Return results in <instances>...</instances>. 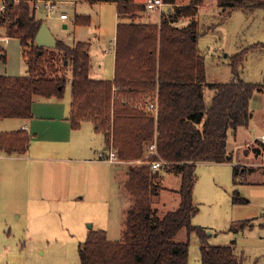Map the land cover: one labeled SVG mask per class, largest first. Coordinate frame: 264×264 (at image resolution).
I'll return each instance as SVG.
<instances>
[{"label":"trees","instance_id":"16d2710c","mask_svg":"<svg viewBox=\"0 0 264 264\" xmlns=\"http://www.w3.org/2000/svg\"><path fill=\"white\" fill-rule=\"evenodd\" d=\"M84 1L117 5L111 79L89 74V42L69 46L57 40L54 48L41 47L37 54L34 37L42 20L36 18L29 0H6L0 16V24L6 23V35L19 38L27 63L24 75L0 74V118H30L35 99L62 98L69 80L71 126L92 121L95 130L104 135L105 150L112 147L119 160L140 161L129 166L123 183L131 205L125 212L120 239L111 240L105 229L90 227L78 245L80 264H188L192 231L199 238L202 264H242L232 245L209 244L205 228L192 224L199 210L193 190L197 163L231 160L227 131L247 126L253 115L252 94L255 90L264 94V83L245 81L239 75L246 52L253 46L231 56V80L210 82L204 56L197 48L199 31L193 19L196 4L202 0L188 5L163 0L172 6L163 10L158 23L137 20L144 5L136 0ZM216 2L221 8L264 10V0ZM180 17L191 20L178 26ZM89 22V17L81 15L74 20L78 25ZM0 57L6 59L1 46ZM205 89L212 93L210 100L205 99ZM150 104L156 108L149 109ZM151 143L155 154L149 150ZM28 144L29 136L23 130L0 133V151L9 155L25 153ZM155 160L162 161L157 169L151 168ZM238 169L233 166L236 183ZM165 171L180 176L179 202L161 215L152 199L163 188ZM246 201L234 189L233 202ZM181 232L187 233V239L180 238Z\"/></svg>","mask_w":264,"mask_h":264},{"label":"rangeland","instance_id":"374dc122","mask_svg":"<svg viewBox=\"0 0 264 264\" xmlns=\"http://www.w3.org/2000/svg\"><path fill=\"white\" fill-rule=\"evenodd\" d=\"M18 1L14 0L15 3ZM35 1L29 0V3L35 9L36 18L46 23L56 40L69 46L77 41L89 42L93 65L91 75L111 78L116 29L115 5L105 1L56 0L54 8L48 10L43 3H38L36 7ZM179 1L188 0H175V3ZM160 8L152 9L150 16L148 14L143 17L146 22L157 21L158 13L161 15L163 12ZM61 12L67 14L65 21L59 18ZM203 13L206 14L205 10ZM76 15L89 17L90 22L84 25L75 24ZM208 17L210 22L218 24L209 30L205 24L207 18H204L199 27L200 32L206 31L198 40V48L205 55L206 77L209 81H229L232 77L231 53L237 49L235 42L238 34L242 42H264V12L257 9L253 15L246 16L241 10H235L228 19H224L223 14L216 10ZM5 24H0V46L6 54L5 60L0 57V74L24 75L27 73V63L19 38L7 36ZM259 50L261 53L258 54ZM239 75L245 80L264 83V48H257L243 61ZM68 76L70 77L69 71ZM205 92L210 91L205 89ZM70 94L68 80L62 98L38 99L35 104L43 106L45 102H50L48 100L65 104L68 103ZM262 95L257 90L252 94L249 105L253 118L247 132L240 135L238 132L235 139L240 146L254 132H264ZM228 142L234 150V156L239 158L234 159V162L247 161L251 169L240 172L243 165H237L239 172L236 183L233 180L232 164L198 163L195 167L197 180L194 186V202L199 210L194 215L192 224L204 227L208 240L210 238L222 244H232L234 240L237 251L242 254L247 264H264V151L261 150L259 154L252 152L253 146L262 149L258 143H253L250 147L245 146V150L249 148L252 156H245L243 147L239 148L234 143L232 131ZM128 163L130 166L139 164L140 161L131 160ZM85 171L86 168L83 169L79 181L83 185L81 198H74L62 206L59 203L52 206V202H46L45 208H31L25 202L22 203V197L17 195L18 190L14 191L16 186L11 184L1 192L0 264H80L78 245L85 239L86 230L90 226L105 229L111 240L120 239L121 197L117 191L112 192L113 183L103 172L88 174ZM161 183L163 188L153 197L152 205L162 215L178 205L180 176L165 171ZM25 188L28 190L27 182ZM234 189L247 199L244 204L241 203L243 205L233 203L232 207ZM238 215L245 220L231 219ZM180 238L187 239V233L182 232ZM188 264H201L199 238L195 231L189 233Z\"/></svg>","mask_w":264,"mask_h":264},{"label":"crops","instance_id":"0c3cea01","mask_svg":"<svg viewBox=\"0 0 264 264\" xmlns=\"http://www.w3.org/2000/svg\"><path fill=\"white\" fill-rule=\"evenodd\" d=\"M58 1V0H57ZM152 0H136V3L143 4L144 10L140 12L139 18L142 22H146L144 19L148 14L150 16L152 9L147 8V3ZM192 0L177 2V5H188ZM106 2V1H105ZM116 8V25L118 22L117 17V5L115 2H112ZM172 6L170 3H165L160 9L166 10L168 7ZM196 12L193 16L194 21L199 27L203 24L204 18H207L206 25L209 30L216 26L209 19V15H212L216 10L223 14L224 19H228L235 10H241L244 15L250 16L255 13L257 9L246 10L241 8H221L217 5L216 0H202L200 3L196 4ZM156 10V9H155ZM205 10L206 14L204 15L203 11ZM264 12L263 9H260ZM145 12V15H144ZM144 17V18H143ZM67 19V18H66ZM64 19V21L66 20ZM160 20V13H158V19L152 20L153 23H158ZM191 20L190 17H180L176 25L183 26L189 23ZM149 22V20H147ZM210 22V23H209ZM116 31V29H115ZM200 32V31H199ZM206 31H201L199 36ZM238 34V32H237ZM197 39V48H198ZM115 44V42H114ZM254 44L257 46L254 47ZM239 46V47H238ZM249 48L246 52L244 61L248 58L249 55H252L257 48H264L263 41H257L253 44L242 42L239 34L238 39L235 42V47L237 49L231 53V56L241 49ZM199 52L204 56L205 55L200 51ZM224 50V49H223ZM90 52V49H89ZM261 53V50L258 51V54ZM227 54H225L226 56ZM92 63V61H91ZM114 63L115 55L113 53V62H112V76L114 74ZM93 66V65H92ZM101 67V65H100ZM92 68V67H91ZM91 70V69H90ZM232 73V71H231ZM91 75V72L89 71ZM206 74V72H205ZM94 78H97L96 75H91ZM105 78V79H111ZM233 78H230V80ZM206 80L209 81L206 77ZM245 80V79H243ZM228 81V80H227ZM252 82L250 80H245ZM213 82V81H210ZM224 82V81H222ZM262 92V91H260ZM263 94V92H262ZM212 93L205 92V99L210 100ZM71 96V94H70ZM263 96V105H264V94ZM32 103V116L30 118H20V117H3L0 118V133L10 132L14 130H23L29 136V144L27 151L23 154H12L9 155L4 151H0V194L3 192L8 185L16 186L18 197H22V203H26L27 206L45 208L49 202H52L51 205L54 206L57 203L59 205L66 204L68 201L73 200L74 198H81L80 193L83 190V185L79 182L80 176L83 173V169L86 168L85 173L92 174L98 173L99 171L103 172V175H106L108 179L113 183L112 192L117 191L118 195L121 197L122 205V221L120 228V235L124 226L125 212L126 209L131 205V197L123 189V183L127 178V167L129 166L128 161L123 160H109L106 159L107 150L105 148V140L102 132H97L94 127V123L90 120H83L79 127L73 128L71 122L68 119L70 113V97L68 103L60 104L58 102H53V100H48L50 102H45L43 106L35 104V101ZM253 113V112H252ZM253 116V115H252ZM250 118L247 126H239L236 129L229 128L227 131V150L231 153V160L221 163H230L234 165H243V168L240 172L250 170L248 162H234V159H239L237 156H234V150L230 148L228 142L231 131L233 133L234 143L239 148L243 147V153L245 156H252L249 148L245 150V146L250 147L253 143H258L262 148L252 147V152L259 154L264 151V148L261 146L259 140L260 134L264 132H257L251 136L250 139H245L244 146L241 145L235 140L237 133L239 135L247 132V128L251 122ZM260 135V136H259ZM237 147V148H238ZM236 147H234L235 149ZM248 151V153H247ZM250 152V153H249ZM101 154H104L101 158ZM233 160V161H232ZM204 163V162H203ZM206 163V162H205ZM198 164V163H197ZM247 167V168H246ZM196 171V168H195ZM164 174V173H163ZM25 182L28 184V190L25 188ZM5 186V187H4ZM11 191V189H10ZM193 200H194V190H193ZM232 202V207H233ZM243 205L241 203H234V205ZM55 215V213L53 214ZM194 217V216H193ZM236 218L235 221H243L245 219L242 216H232L231 219ZM193 219V218H192ZM234 221V220H233ZM243 223V222H242ZM198 226V225H197ZM93 227V226H90ZM231 228H234V225H231ZM88 229L86 230L87 234ZM108 231V229H107ZM182 233V232H181ZM236 233V232H234ZM210 234V233H209ZM237 234V233H236ZM108 236V234H107ZM109 238V237H108ZM233 241V242H232ZM231 243H216L207 239V242L212 245H232L235 255L241 259L242 264H247L245 258L239 253L236 249L235 241L232 240ZM200 245V242H199ZM202 264V263H201Z\"/></svg>","mask_w":264,"mask_h":264},{"label":"built area","instance_id":"2783aa9c","mask_svg":"<svg viewBox=\"0 0 264 264\" xmlns=\"http://www.w3.org/2000/svg\"><path fill=\"white\" fill-rule=\"evenodd\" d=\"M56 2H57L56 0H36L34 5L37 7L38 3H43V5L45 6L46 9L51 10V9L54 8V5H55ZM163 4H164L163 0H152V1L147 3V8L157 9V8H160ZM5 9H6V0H0V16H2V13L5 11ZM59 18L61 20H64V19L67 18V14L65 12H61L59 14ZM150 107H151V109L156 108V106L153 105V104H150ZM259 140H260V142L262 144H264V133L261 134ZM155 148L156 147H155L154 143H151L149 145V150L153 154L156 153ZM103 155L104 154L100 155L101 158H103V159L106 158V159H109V160H116V158H117V155H116V153H115V151H114V149L112 147L107 150V155H106L105 158L102 157ZM161 164H162L161 160L152 161L151 162V168L157 169V168L160 167Z\"/></svg>","mask_w":264,"mask_h":264},{"label":"water","instance_id":"95a60500","mask_svg":"<svg viewBox=\"0 0 264 264\" xmlns=\"http://www.w3.org/2000/svg\"><path fill=\"white\" fill-rule=\"evenodd\" d=\"M35 43L38 47L37 54L41 52V47L54 48L56 46L57 40L51 33L50 29L45 22H41L35 37Z\"/></svg>","mask_w":264,"mask_h":264}]
</instances>
